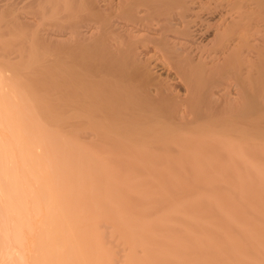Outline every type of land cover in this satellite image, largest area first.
Masks as SVG:
<instances>
[{
    "label": "bare ground",
    "instance_id": "1",
    "mask_svg": "<svg viewBox=\"0 0 264 264\" xmlns=\"http://www.w3.org/2000/svg\"><path fill=\"white\" fill-rule=\"evenodd\" d=\"M0 256L264 264V0H0Z\"/></svg>",
    "mask_w": 264,
    "mask_h": 264
},
{
    "label": "rangeland",
    "instance_id": "2",
    "mask_svg": "<svg viewBox=\"0 0 264 264\" xmlns=\"http://www.w3.org/2000/svg\"><path fill=\"white\" fill-rule=\"evenodd\" d=\"M159 72L161 73V75H163V77L167 76V74L169 73L168 71H166V70H164V69L160 70ZM100 168H101V170L98 169V171L101 172V171L103 170V168H102L101 166H100ZM104 168H105V167H104ZM96 170H97V169H96ZM98 171H95V172H98ZM91 173H93V172H91ZM91 173H90V174H91ZM101 174H102V173H101ZM91 175H92V176L95 175V176L97 177V176H99L100 174L97 175L96 173H94V175H93V174H91ZM0 257H1V256H0ZM0 259H1V258H0ZM7 259L11 262L10 258H7ZM7 259H5V260H7ZM1 260H3V259H1ZM1 260H0V261H1ZM8 260H7V261H8ZM4 262H6V261H4ZM10 262H8V264H11ZM0 264H3V263H0ZM5 264H7V262H6Z\"/></svg>",
    "mask_w": 264,
    "mask_h": 264
}]
</instances>
